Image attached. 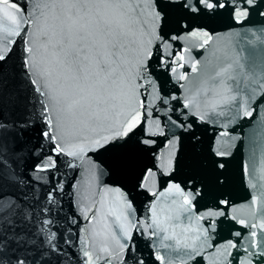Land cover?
Here are the masks:
<instances>
[{
    "label": "water",
    "instance_id": "water-1",
    "mask_svg": "<svg viewBox=\"0 0 264 264\" xmlns=\"http://www.w3.org/2000/svg\"><path fill=\"white\" fill-rule=\"evenodd\" d=\"M82 2L0 0V119L30 116V143L47 126L65 149L34 190L0 174V197L35 209L27 223L0 220V238L29 239L46 221L45 243L29 239L36 264H261L264 0H221L202 16L172 0H89L77 12ZM37 4L52 7L33 23ZM72 143L85 152L67 155Z\"/></svg>",
    "mask_w": 264,
    "mask_h": 264
},
{
    "label": "snow or ice",
    "instance_id": "snow-or-ice-1",
    "mask_svg": "<svg viewBox=\"0 0 264 264\" xmlns=\"http://www.w3.org/2000/svg\"><path fill=\"white\" fill-rule=\"evenodd\" d=\"M5 2L7 3L8 0H5ZM172 3L178 4L180 9L186 10L188 16L207 15L208 12L213 10L214 7L219 9L225 6L221 0H183L182 3H180L179 0H172ZM240 3L244 5H251L253 0H240ZM88 5L89 0H83L79 7L76 5H73V7H76L77 12H79L80 8H85L87 10ZM13 7H15V5H13ZM49 7L52 6L48 4H37L36 11L34 13V15H36V20H34L33 23L43 20L46 16L45 10ZM233 12H236V8H233ZM240 14L247 15V12L246 10H242ZM160 15L163 16V13L161 12ZM29 18L31 19V17ZM180 19H184V17L182 16ZM12 22L13 24L17 23L14 19ZM24 23H27V21H24ZM177 23H180L179 19L177 20ZM17 27H19V25H17ZM185 27L188 28L189 32L192 31L190 23L188 25H181V31H183ZM27 35L28 33L25 32V36ZM28 52L30 53L31 49H29ZM0 59H4V57L0 56ZM181 59H183V57H181ZM23 70L25 76H28L29 84L34 85L35 81H33L31 78L28 63L24 64ZM33 70L41 79L47 76L46 71L42 70L38 66H34ZM193 70L195 69L193 68ZM32 90L34 93L38 91V89L35 87H33ZM45 94V92H41V96H44ZM48 97L49 99H55L54 95L50 93H48ZM37 103L40 105L39 115L41 122L47 118L49 123H51V118L47 117V107L45 100L39 99ZM245 115H250V112H246ZM137 120L138 117L134 118L127 124V127L124 131L117 132L114 137L104 136L102 139L96 140V146H103V144L109 142L110 140L114 141L115 139L127 136V134L131 132L136 126ZM31 124L32 120L30 116L14 122L0 119V133H2V135H0V174L6 175L10 182L18 186H27L34 190L36 185L44 179L43 176H37L36 173L40 171H47L52 165H54L56 156L65 151V149L63 145L53 143V141L57 139V136L52 135V132L47 126H45V128L41 131V143H30L27 137L31 128ZM9 137H11V140H9ZM44 137H49L47 150L45 149V145L43 143ZM88 147L91 148L92 146L89 145ZM68 148L76 149L75 151L68 150L67 155L69 156H78L85 152V148L81 146L80 143L69 144ZM29 160L34 161V163L30 168L25 169V165L29 162ZM47 161H51L52 164L46 163ZM54 178L55 177H53V179ZM58 191L59 188L56 185H53L46 193L45 199H50ZM177 191H179V189H177ZM191 191L196 192L197 189H191ZM46 210L47 209H42L41 215L43 214V211ZM28 212L34 213L35 209L31 205L27 204V202L22 198H12L10 201L6 197H0V220L5 222L11 221L13 224H15V218L20 216L23 218V222L27 223ZM46 223V221L40 220L38 225L37 220H33L31 222V227L33 230L31 231V236L29 239L39 238L41 244L45 243V237L41 234V228L45 227ZM11 235L13 237L12 239H9L8 236L0 238V264H36L37 258L29 255L30 252L35 251L34 248L29 246V239H19V237L22 235L27 236V233L14 231ZM52 235H54V230L47 238L46 242L49 244H52ZM252 235H255V233L253 232ZM120 247L123 248L124 245L121 244ZM129 247H131V245ZM165 247H167V245H165ZM57 250L58 249L56 245L52 244L51 251L55 252ZM254 255L261 256L264 254L254 253ZM84 257L86 260H88L89 254L85 252ZM109 264H111L110 259ZM135 264H143V261L136 260ZM261 264H264V259L261 260Z\"/></svg>",
    "mask_w": 264,
    "mask_h": 264
}]
</instances>
